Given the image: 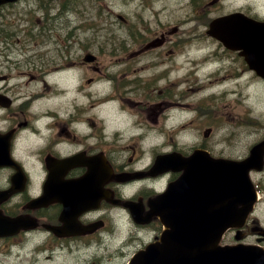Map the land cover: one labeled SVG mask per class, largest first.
<instances>
[{"label": "flooded vegetation", "instance_id": "1", "mask_svg": "<svg viewBox=\"0 0 264 264\" xmlns=\"http://www.w3.org/2000/svg\"><path fill=\"white\" fill-rule=\"evenodd\" d=\"M199 2L204 6L190 8L193 22L221 47L207 33L210 21L253 9L237 0ZM77 3L0 1V264H128L162 229L151 203L167 187L166 173L154 169L157 157L167 151L156 153L143 131L151 109L168 105L166 62L179 45L174 34L183 29V19L158 21L142 41L130 38L127 52L118 45L113 53L101 54L99 37L87 46V38L64 29L62 18ZM207 6L224 13L212 15L204 26L197 11ZM222 49L217 61L224 66L231 51ZM52 54L57 58L52 60ZM72 66L83 75L76 78L77 69L63 73ZM71 77L76 78L73 85ZM56 92L65 109L38 107L41 97ZM125 120L138 131L120 128L124 125L118 122ZM91 167L105 195L85 209L83 202L94 199L86 198L80 181ZM120 173L133 176L120 179ZM254 185L253 212L241 228L225 232L223 244L264 248V227L254 216L262 189ZM46 188L50 196L44 199Z\"/></svg>", "mask_w": 264, "mask_h": 264}, {"label": "rangeland", "instance_id": "2", "mask_svg": "<svg viewBox=\"0 0 264 264\" xmlns=\"http://www.w3.org/2000/svg\"><path fill=\"white\" fill-rule=\"evenodd\" d=\"M237 1L241 4H250L254 12L264 14V0ZM187 2L188 0H80L75 8H71L64 14L62 21L67 25L64 28L66 32L72 31L77 33L76 35L87 38V46L94 44V38L98 36L101 40L96 45L99 48L104 47L100 53L111 54L114 51L113 47L118 45L127 50L130 49L129 42L132 37L126 34V30L133 25V20L137 22L144 17H150L151 27L156 28L158 21L184 18V28L175 33L180 47L174 49V65L167 75V82H174L170 89L169 104L178 103L185 107L187 104L184 102L187 100L186 102L191 103L194 95L219 92L223 89L230 93L210 95L203 98L200 105L194 102L199 107V111L198 117L195 116L193 121H189L190 117L187 113H181V109H176L173 114L177 116L169 118L165 133L155 131L154 127L150 126L151 121L146 123L143 133L147 138V145L160 153L163 150L169 151L171 148L190 150L193 146L204 142V145L216 155L229 158L244 156L249 153L254 144L264 138V84L259 83L262 80L261 77L246 69L242 61L235 57H228L227 64L224 66L215 61L223 57V51L216 42L203 34V29H197L193 22V14L188 11L190 5ZM101 6L121 12L131 20L128 26L116 27L118 32L124 34L107 39L102 32L97 34L95 29L90 27L86 13L95 12ZM217 11H220L217 6H207L203 11H198L201 25L205 26L209 18ZM95 18L96 15H93V19ZM51 47L53 48L52 45ZM127 50L121 51L127 52ZM50 58L54 60L57 56L52 54ZM83 73L84 71L79 68L76 78L81 77ZM75 79L70 78L71 85L74 84ZM217 79L221 81L218 82ZM199 83L203 84L204 92H200ZM37 103L38 107L55 106L61 109L67 107L60 104L58 92L55 97L49 94L41 97ZM161 109L158 107L154 109L158 113L154 116L155 125L163 121L164 110ZM251 120H257L259 123ZM118 124H123L124 127H113L129 128V132L138 131L132 120H125L124 123L118 122ZM175 127L179 131L176 134L171 133L170 131ZM210 127L213 133L210 132L208 136H205L204 133ZM251 178L262 189V199L257 204L254 216L264 227V171L251 174ZM225 240L227 237L222 239L221 243L223 244ZM105 261L110 260L107 257Z\"/></svg>", "mask_w": 264, "mask_h": 264}, {"label": "water", "instance_id": "3", "mask_svg": "<svg viewBox=\"0 0 264 264\" xmlns=\"http://www.w3.org/2000/svg\"><path fill=\"white\" fill-rule=\"evenodd\" d=\"M210 26L208 33L239 50L249 68L264 78V20L236 12ZM158 163L185 170L162 196L168 200L158 201L172 229L162 243L141 251L131 264H264L260 246L219 244L224 232L242 227L254 209L257 193L250 170L264 168V140L253 145L243 160L213 159L207 151L196 150L187 158L162 156ZM86 186L90 191L89 180ZM183 195L185 200H172Z\"/></svg>", "mask_w": 264, "mask_h": 264}, {"label": "bare ground", "instance_id": "4", "mask_svg": "<svg viewBox=\"0 0 264 264\" xmlns=\"http://www.w3.org/2000/svg\"><path fill=\"white\" fill-rule=\"evenodd\" d=\"M99 16H100V19L102 20V22L105 25H109V26H115L116 25V22L112 18H110V17H108V16H106L104 14H100ZM76 69L77 68L75 66H72V67L63 69L62 71H63V73H66L67 71L74 72ZM217 81L219 82V81H221V79H217ZM259 83L262 85V84H264V81L260 80ZM222 92L230 93L226 89H223ZM193 100H194V98L192 99L191 103L190 102H186L187 106H185V107H182L180 104H176V105H173L170 109H168L165 112V118H166L165 127H166L167 121L169 120L170 117L177 116V115L173 114L176 109H181L182 110L181 113H187L189 115V117H191V114L196 110V106L193 103ZM154 130L159 132V133H163L164 132V129H160V130L154 129Z\"/></svg>", "mask_w": 264, "mask_h": 264}, {"label": "trees", "instance_id": "5", "mask_svg": "<svg viewBox=\"0 0 264 264\" xmlns=\"http://www.w3.org/2000/svg\"><path fill=\"white\" fill-rule=\"evenodd\" d=\"M191 4H190V7H189V9H188V11H190L191 13H192V11H191V6H192V10L193 11H195V9L197 8V6L198 5H203L204 6V3L203 2H199V0H191V2H190ZM198 11H203V8H200ZM197 11V12H198ZM190 13V14H191ZM180 19H183V20H185L184 18H176V19H173V20H166L165 22L166 23H171L170 21H172V22H176V21H178V20H180ZM99 21L103 24V25H105L103 22H102V20L100 19V17H99ZM169 21V22H168ZM104 30L106 31V33L107 34H111V33H113L114 32V30H113V26H109V25H105L104 26ZM118 30V29H117ZM118 34H123V33H120V32H118L117 31V33H114V35H118ZM251 121H253L254 123H256L257 121L256 120H251Z\"/></svg>", "mask_w": 264, "mask_h": 264}]
</instances>
